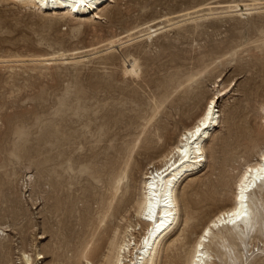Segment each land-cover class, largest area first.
Masks as SVG:
<instances>
[{
    "label": "rangeland",
    "instance_id": "obj_1",
    "mask_svg": "<svg viewBox=\"0 0 264 264\" xmlns=\"http://www.w3.org/2000/svg\"><path fill=\"white\" fill-rule=\"evenodd\" d=\"M257 4L264 0H113L93 19L0 0V59L85 54L182 15L220 13L75 62L0 64V264H18L20 251L33 264H85L81 251L97 245L108 165L129 157L122 198L135 202L144 168L224 90L220 125L203 138L205 167L179 186V227L156 260L186 264L195 234L229 203L236 170L264 146V10L226 11ZM150 133L158 139L147 142ZM219 180L226 182L220 197L198 203ZM250 198L253 236L246 243L226 237L218 252L209 241L214 264H264V197L256 190ZM130 205L114 223L129 221L138 243L146 224Z\"/></svg>",
    "mask_w": 264,
    "mask_h": 264
},
{
    "label": "bare ground",
    "instance_id": "obj_2",
    "mask_svg": "<svg viewBox=\"0 0 264 264\" xmlns=\"http://www.w3.org/2000/svg\"><path fill=\"white\" fill-rule=\"evenodd\" d=\"M4 1L20 4L22 6H32L36 8V10L40 7L51 10L65 9L66 13L70 14L73 12L74 14L80 13L83 15L84 13L90 12L92 13L93 19H95L101 18V16L104 15L103 5L105 6L113 0ZM105 2L107 3L105 4ZM94 7L99 9V11H92ZM263 7L264 6L258 4L253 6L244 5L226 11L235 12L238 9H243L244 12L251 13L254 9L264 10L262 9ZM69 14H64V16L70 20L71 17ZM217 14L220 13L217 11H208L182 15L173 21L152 26L146 33H140L135 37L132 36L125 39H119L102 49L94 50L85 54L0 59V64L16 62L18 64L41 63L49 65L52 62L59 61L75 62L94 54L109 51L116 46L127 43L133 38H142L145 35L148 36V38H152L165 28H169L172 24L179 25L180 23L190 21L191 19ZM224 94V90H219L209 97L202 105L198 116H196L197 118L194 119L195 121L185 126L179 132L174 143L160 153L158 159H156L157 161H155L156 163L148 164V166L144 168L139 182V197L135 202H133L134 199H132L131 194L124 199L122 198V194H125L130 186L128 175H126L128 170L127 160H129V157H123V159L121 158L119 160L116 159L108 165V172L111 173V176L105 183L107 191L106 194H102L97 198V200H100L97 205L98 221L95 227V229L99 231L96 241L97 245H95V247L89 246L84 248V250L81 251L80 260H83L85 264H94V260L97 262L95 264H157V256L165 247L168 239L167 237L172 235L177 227H179L180 209L177 197L178 188L191 176L192 173L196 172L198 169L200 170L201 167H205L206 139L203 138L206 134H208L207 139L211 138L216 130L214 127L215 123L218 124L217 126L220 125L219 110L216 108L220 96ZM209 105H211L212 115L209 120H205ZM262 110L264 111L263 108ZM197 127L201 128V133L193 138L189 133L194 134ZM210 128L213 129L209 130ZM156 134L158 135V133H150V135L146 134L147 142L154 141V139L157 138L155 136ZM253 155L254 157L251 159L243 160L240 168L236 170V178L231 185V197L229 203L217 208V210L212 213L208 220H206V222L200 227L199 231L195 234L186 264H214V255H212L213 250L208 246L209 241L215 242V252L225 248L224 240H226V237L239 240L241 243L250 241L257 223V206L254 205L250 197L251 194L256 192V190L262 192L264 197V180H256L253 184V178L255 176L264 175V173H258L256 171L257 169L264 167V146L262 145ZM121 164L123 165L121 166ZM203 168L201 170H203ZM249 168L253 170L250 173L247 172ZM245 173L248 174V180L245 183H247L249 187L244 193L246 199L240 201L238 197L240 195V188ZM125 177L126 181H124ZM225 185L226 182L224 180H219L217 183L210 182L201 192V198L198 199V203L209 202L215 199L220 195L222 189L226 187ZM112 201H114V203H112ZM129 205L134 208L133 210L137 217L136 219L143 221L144 224H146V232L140 237L141 239L138 243L134 240L135 229L129 221L123 227H119L114 223V220L119 215H122V212L126 211V207ZM241 205L246 207L248 213L245 219L239 221L236 225L224 223V221L235 218L225 214L235 212L238 208H241ZM206 231L208 233L207 235H205ZM103 245L106 246V251L100 254L99 250H101ZM198 251L200 253L199 257H197ZM37 255L41 257L38 252ZM99 256L100 260H98ZM17 259L18 264H33L34 261L30 254L25 251H20Z\"/></svg>",
    "mask_w": 264,
    "mask_h": 264
},
{
    "label": "snow or ice",
    "instance_id": "obj_3",
    "mask_svg": "<svg viewBox=\"0 0 264 264\" xmlns=\"http://www.w3.org/2000/svg\"><path fill=\"white\" fill-rule=\"evenodd\" d=\"M212 115V111H211V105H209L208 108V113L205 116V120H209L211 118ZM201 133V128L197 127L195 129V133H189L190 136H193V138H195V136L200 135ZM253 170L251 168H249L247 170L248 173L252 172ZM258 173H264V167L259 168L256 170ZM248 180V174L245 173L244 176V180L242 181L241 184V188H240V195L238 197V199L240 201H244L246 199L244 193L245 191L248 190L249 185L247 183H245ZM256 180H264V175H257L253 178V184L255 183ZM243 209V210H242ZM225 215H228L230 217H235L234 219H229L227 221H224V223L230 224V225H236L239 221H243L245 219V217L248 215L247 211H246V207L244 205H241V208H238L235 212L232 213H226ZM207 231L205 232V235H207ZM200 247V246H198ZM200 253L199 251L197 252V257H199Z\"/></svg>",
    "mask_w": 264,
    "mask_h": 264
}]
</instances>
